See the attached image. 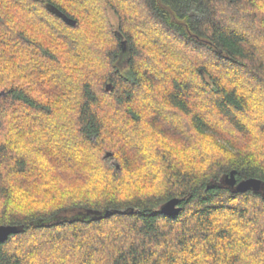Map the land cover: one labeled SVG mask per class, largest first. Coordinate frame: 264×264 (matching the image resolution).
Instances as JSON below:
<instances>
[{
  "label": "trees",
  "instance_id": "trees-1",
  "mask_svg": "<svg viewBox=\"0 0 264 264\" xmlns=\"http://www.w3.org/2000/svg\"><path fill=\"white\" fill-rule=\"evenodd\" d=\"M92 1L0 0V224L23 225L0 242V264H264L250 213L264 197L222 182H264V0H137L133 17L117 8L130 0ZM79 10L99 12L95 31ZM148 102L149 130L173 122L178 139L147 140ZM32 135L45 144L30 163ZM174 197L180 211L163 214ZM42 247L59 254L35 260Z\"/></svg>",
  "mask_w": 264,
  "mask_h": 264
},
{
  "label": "rangeland",
  "instance_id": "rangeland-1",
  "mask_svg": "<svg viewBox=\"0 0 264 264\" xmlns=\"http://www.w3.org/2000/svg\"><path fill=\"white\" fill-rule=\"evenodd\" d=\"M94 1V0H93ZM91 2V5L92 6H94V10H97L98 8H97V6L95 5V3L94 2ZM134 2H136L137 3V0H134L133 2L130 0V1H123V2H121V3H119V4H117V8H118V13L120 14V17H133L134 15H137L138 14V8H137V6L135 5H132V4H134ZM131 9V10H130ZM132 9H134L135 10V12H133V10ZM88 10V9H87ZM79 13H80V16H82L89 24H88V27L91 29V30H93V31H95L96 30V25H98V20H97V17L99 16V12H98V14H97V17H95L94 18V16L92 15V14H90V13H88L87 11H84V10H79ZM101 14V13H100ZM107 16L109 17V19H110V21H111V23H112V25H113V28L114 29H117L118 28V23H119V17H118V14H117V12L114 10V9H111V8H107ZM140 14V13H139ZM123 19V18H122ZM95 21H97V23H95ZM133 26V31H137L136 29H137V27H136V25L135 24H133L132 25ZM154 35V34H153ZM137 37H138V41L139 42H141V43H145V41H147V39H146V37L145 36H143V35H137ZM63 44H65L64 45V48H67V50H71L72 49V47L73 46H70L68 43H63ZM153 44V43H152ZM172 49H174V50H176V51H179V50H182L183 48L179 45V44H176V43H172V47H171ZM152 49H154L155 51H158V48L155 46V45H152ZM69 50V51H70ZM68 51V52H69ZM120 56L121 57H124L125 58V53L124 52H122L121 54H120ZM191 56L194 58V59H197L198 57L200 58L201 56H199V55H193V54H191ZM142 63H144L145 64V66H146V63L145 62H141L140 63V66H142ZM171 63V62H170ZM175 64H181V65H185V64H187V62L185 61H183V62H178V61H176V63L175 62H173L171 65H173L174 67H175ZM241 76V75H240ZM244 77V76H243ZM188 78L189 79H193V78H191L190 76H188ZM244 80V79H243ZM235 81L236 80H233V82L235 83ZM243 83L244 82H240V86H242L243 85ZM159 88H161V85H159L158 86ZM156 89H157V84H156ZM52 90H55V88H52ZM249 91V90H248ZM55 92V91H54ZM259 94H261V95H264L262 92H259V91H257ZM6 92L5 91H0V95H4ZM148 105H149V109H147V108H145L144 110H141V112H142V114H144V113H146L148 116H147V119L146 120H143V121H145L144 123H142L141 124V128L144 130V131H146V132H149L150 130H149V128H148V125H150V127H151V129L153 128V126H154V123L156 122V121H154V113L152 112V113H150L151 112V110L150 109H153L154 107H155V105L154 104H151V103H149L148 102ZM200 108V110L203 112L204 111V109L200 106L199 107ZM67 115H69V114H67ZM144 116H145V114H144ZM166 118H168V119H170V117H168V116H165ZM154 122H153V121ZM57 123H59V124H61L62 123V120L61 119H58L57 121H56ZM159 122V121H158ZM171 124H172V126L171 127H166V125H165V123H164V121L163 120H161L160 121V125L158 126V130H156L157 132L154 134V130L153 131H150V133L148 134V137H147V140H149V139H151L152 138V136H151V132H153V134H154V142H155V140H159V141H161V139H162V137H167L171 132H173V133H171L172 134V137H174V139H178L179 138V136H180V134H179V132L178 131H175L176 130V128H175V126L173 125V122H171ZM170 126V125H169ZM52 127V126H51ZM166 128H169L168 130L166 129ZM166 132H168V134L166 133ZM157 133H158V137H157ZM177 137V138H176ZM24 139L28 142V144H29V150H31L32 152H30V153H32V154H29V156H31L30 157V159H29V162L31 163V162H33V157L32 156H35V157H37V155H35L34 154V148H38L39 147V145L40 144H45L44 143V141L41 139V138H39V137H36L35 135H32V136H30V137H24ZM192 140L194 141V143H197V140L195 139V138H192ZM170 141H172V140H170ZM172 143H173V149L175 150V149H181V147L183 146L182 145V141H172ZM192 145H194L193 143H191ZM123 149H125V150H127V152L128 153H130L131 155H132V159H133V161L138 157L137 156V154L135 153V152H133V151H130V150H128V148L126 147V145L123 147ZM28 150V149H27ZM26 151V150H25ZM107 152H110L111 153V151L110 150H105L104 151V156H105V154L107 153ZM49 154H48V157L46 158L47 160H49L48 162H49V164L53 167V168H56L55 167V163H53V162H51L52 160H54V157H55V155H56V153L54 152V147H52L51 148V151L50 152H48ZM111 156V155H110ZM38 158V157H37ZM120 160L118 159V161L117 160H111V163L114 165L115 164V166L117 167V168H119V162ZM140 165V162L139 161H135V168H138V166ZM65 175H69L70 174V172H65L64 173ZM130 178L131 179H135V177H136V171H134V172H132L130 175ZM30 181V178L28 177L27 179H26V182H28V181ZM22 183H23V185L25 184V182H23L22 181ZM76 210L77 209H69V210H65V211H63V212H61V213H59V216H63V215H66L67 213H72L73 211L74 212H76ZM73 212V213H74ZM250 213H254V214H256L257 216V222H256V224H255V226L254 227H256L257 229H259V228H261L263 225H264V212H262V211H260V210H258V208H254V209H252V207H251V211H250ZM116 229H117V227H115ZM115 228H112L111 227V231H114V229ZM46 236H44L43 237V239H46L45 238ZM88 239V236L87 235H83V236H80V238H79V241H83V240H87ZM76 241H78V240H76ZM110 244V243H109ZM58 250H57V248H56V250H55V248L54 249H50V248H47V247H42L41 248V250L38 252L39 254H40V256L38 257H34L35 258V260L37 259H40V258H42V257H45L44 255H50V256H54L56 253H58L57 252ZM59 254V253H58ZM33 258V259H34ZM78 259V258H77ZM76 259V260H77ZM60 260H64V263L63 264H74V262H71V260H65V259H63V258H60L59 260H58V263H61V261ZM96 260V258L94 259V261ZM65 261H67L66 263H65Z\"/></svg>",
  "mask_w": 264,
  "mask_h": 264
},
{
  "label": "water",
  "instance_id": "water-1",
  "mask_svg": "<svg viewBox=\"0 0 264 264\" xmlns=\"http://www.w3.org/2000/svg\"><path fill=\"white\" fill-rule=\"evenodd\" d=\"M46 8L51 13L57 15L58 17L62 18L67 24L74 26L76 21L70 17H68L65 13L59 10L57 7L50 3H46ZM125 45L123 42V51L125 50ZM111 153L107 152L105 157L110 156ZM222 182L233 188L236 191L244 192L249 189L253 190L254 192H259L264 197V182H262L258 178H246L241 181H237L234 176V171L229 172L222 178ZM180 199L177 197L171 198L167 200L160 206V211L168 216L176 215L180 211L179 206ZM112 211H105L102 215L106 216L111 214ZM23 230V225H15V224H0V242L5 241L11 234L18 233Z\"/></svg>",
  "mask_w": 264,
  "mask_h": 264
}]
</instances>
